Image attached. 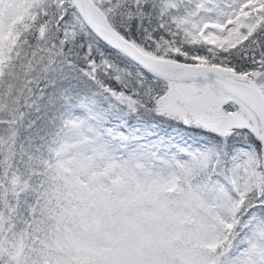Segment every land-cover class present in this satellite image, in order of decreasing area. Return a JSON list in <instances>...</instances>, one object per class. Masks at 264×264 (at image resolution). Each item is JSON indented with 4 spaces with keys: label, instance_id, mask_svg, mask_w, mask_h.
<instances>
[{
    "label": "snow or ice",
    "instance_id": "6c2138e0",
    "mask_svg": "<svg viewBox=\"0 0 264 264\" xmlns=\"http://www.w3.org/2000/svg\"><path fill=\"white\" fill-rule=\"evenodd\" d=\"M0 264H264V0H0Z\"/></svg>",
    "mask_w": 264,
    "mask_h": 264
}]
</instances>
